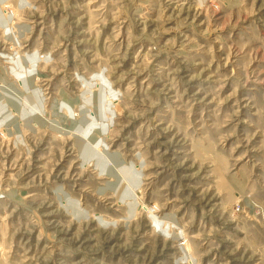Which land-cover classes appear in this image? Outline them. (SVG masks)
I'll return each instance as SVG.
<instances>
[{
	"label": "rangeland",
	"instance_id": "rangeland-1",
	"mask_svg": "<svg viewBox=\"0 0 264 264\" xmlns=\"http://www.w3.org/2000/svg\"><path fill=\"white\" fill-rule=\"evenodd\" d=\"M0 264H264V0H0Z\"/></svg>",
	"mask_w": 264,
	"mask_h": 264
}]
</instances>
